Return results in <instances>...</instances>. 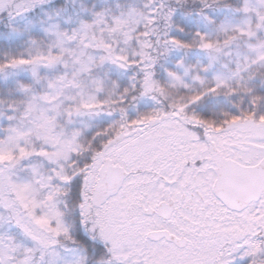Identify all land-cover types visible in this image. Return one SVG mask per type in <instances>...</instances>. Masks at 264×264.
<instances>
[{
	"label": "snow or ice",
	"instance_id": "6c2138e0",
	"mask_svg": "<svg viewBox=\"0 0 264 264\" xmlns=\"http://www.w3.org/2000/svg\"><path fill=\"white\" fill-rule=\"evenodd\" d=\"M0 264H264V0H0Z\"/></svg>",
	"mask_w": 264,
	"mask_h": 264
}]
</instances>
